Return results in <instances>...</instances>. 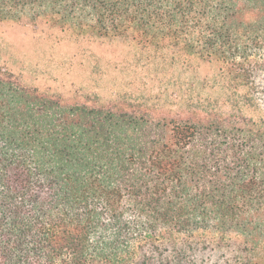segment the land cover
<instances>
[{
    "label": "trees",
    "instance_id": "trees-1",
    "mask_svg": "<svg viewBox=\"0 0 264 264\" xmlns=\"http://www.w3.org/2000/svg\"><path fill=\"white\" fill-rule=\"evenodd\" d=\"M0 23L130 40L247 90L228 112L160 119L0 68V264H207L208 251L264 264V116L244 113L264 72V0H0Z\"/></svg>",
    "mask_w": 264,
    "mask_h": 264
},
{
    "label": "rangeland",
    "instance_id": "rangeland-1",
    "mask_svg": "<svg viewBox=\"0 0 264 264\" xmlns=\"http://www.w3.org/2000/svg\"><path fill=\"white\" fill-rule=\"evenodd\" d=\"M0 68L22 86L71 103L139 106L160 119H185L205 106L228 112L247 93L233 92L212 63H174L130 40L82 39L12 23H0ZM256 83L258 105L244 109L255 118L264 116V72ZM202 257L207 264L221 262L219 251Z\"/></svg>",
    "mask_w": 264,
    "mask_h": 264
}]
</instances>
